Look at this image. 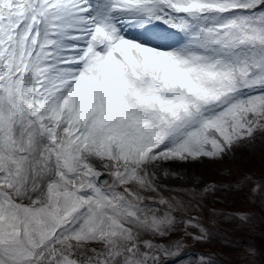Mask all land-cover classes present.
I'll return each mask as SVG.
<instances>
[{
  "label": "snow or ice",
  "instance_id": "1",
  "mask_svg": "<svg viewBox=\"0 0 264 264\" xmlns=\"http://www.w3.org/2000/svg\"><path fill=\"white\" fill-rule=\"evenodd\" d=\"M257 131L264 0H0V264H180L252 223L202 202L252 181H158Z\"/></svg>",
  "mask_w": 264,
  "mask_h": 264
},
{
  "label": "rangeland",
  "instance_id": "2",
  "mask_svg": "<svg viewBox=\"0 0 264 264\" xmlns=\"http://www.w3.org/2000/svg\"><path fill=\"white\" fill-rule=\"evenodd\" d=\"M158 28V22L151 26V29L156 30ZM165 34L171 37L167 41L168 44H174L175 39L179 38V32L176 29L171 28L170 26L164 24ZM158 33V32H157ZM135 34V33H130ZM228 156V157H227ZM225 160L215 161V160H202L203 162H198L196 164H191L190 162H185L183 164H174L172 165V170L174 172L179 173L181 179H174V178H167L161 179L158 181L159 184L168 185V186H177V187H189L194 181H199L200 185L202 186L207 180H209V174L216 176L214 173H207L211 172L210 170L215 169L218 171L219 169H225L227 167H238L241 171L249 172L255 171L250 173L254 178H264V132L257 131L255 133V139L252 141H244L240 144L234 146L232 150L225 156ZM167 167V165H166ZM207 169V171H206ZM211 176V175H210ZM251 178V177H249ZM242 188H245L242 187ZM258 198V203L264 209V199L262 195L264 194V189L262 188V193ZM237 198L234 197L229 201H225L226 204L230 205L229 203H233L236 201ZM234 205V204H233ZM231 205V206H233ZM251 206V205H247ZM264 211V210H263ZM191 213V212H190ZM189 214V213H187ZM217 246V244H216ZM248 250L251 249L247 247ZM252 250V249H251ZM244 253L245 249L243 250ZM250 253L253 254L251 251ZM192 249L188 248L186 255L181 259L180 264H184V261L187 259H193ZM172 264V263H169Z\"/></svg>",
  "mask_w": 264,
  "mask_h": 264
},
{
  "label": "trees",
  "instance_id": "3",
  "mask_svg": "<svg viewBox=\"0 0 264 264\" xmlns=\"http://www.w3.org/2000/svg\"><path fill=\"white\" fill-rule=\"evenodd\" d=\"M253 184L264 185V178H258L257 182L249 183L246 185V187L250 188ZM262 188L264 189V187H261L259 190L260 192H262ZM254 196L255 198L261 197L258 192H256ZM262 197L264 198V194L262 195ZM242 199H244L243 195L241 196L240 200L237 198V200L232 204H236L237 202H239L238 205L245 207V212L251 214L252 223L248 227L237 229L240 230V233L246 232L251 237H253L257 246L264 250V209L261 204H256L257 202L255 201H252L251 206L248 207L245 205V202ZM215 242L221 246L223 253L219 254H221L223 258H225V260L231 261L235 264H264V256L253 249V254L250 253L247 246H245L244 244L246 243L244 240H236L227 236L226 240L216 239ZM244 249L246 253L243 252ZM238 253L239 255L237 256Z\"/></svg>",
  "mask_w": 264,
  "mask_h": 264
}]
</instances>
